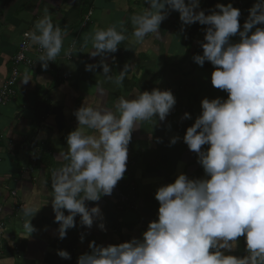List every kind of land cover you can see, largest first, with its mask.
<instances>
[{"label":"clouds","instance_id":"obj_1","mask_svg":"<svg viewBox=\"0 0 264 264\" xmlns=\"http://www.w3.org/2000/svg\"><path fill=\"white\" fill-rule=\"evenodd\" d=\"M144 2L148 7L130 18L131 42L142 44L149 35L162 39L160 25L172 11L179 13L182 25L207 26L203 54L193 60L201 67L205 61L211 63V84L227 98H203L201 113L183 136L204 176L190 178L181 172L174 182L159 186L157 218L141 238L107 246L90 242V251L81 254L77 264H264V0H256L249 9L242 30L241 11L232 3H217L206 14L200 0ZM51 16L46 10L26 34L42 49L38 60L45 70L60 54L67 35ZM127 39L116 26L98 28L88 54L100 60L86 64L85 70L101 67L105 81L121 85L135 65L125 63L114 77L107 59ZM98 95H105L103 88ZM175 104L170 89L154 88L139 90L132 98L120 96L112 108L84 102L74 111L78 126L66 136V150L55 157L50 181L59 239L76 226L77 215L81 226L91 228L99 221V229L106 231L99 204L89 207L87 202L112 194L127 170L132 133L149 121H165ZM182 119L192 117L185 112ZM179 139L173 136L170 143ZM40 208L29 198L20 209L29 236L36 231L31 220ZM241 236L246 254L234 255ZM80 239L83 242V234ZM57 255L71 259L66 250Z\"/></svg>","mask_w":264,"mask_h":264},{"label":"crops","instance_id":"obj_2","mask_svg":"<svg viewBox=\"0 0 264 264\" xmlns=\"http://www.w3.org/2000/svg\"><path fill=\"white\" fill-rule=\"evenodd\" d=\"M207 1L200 0V7ZM255 2L216 0L207 14L217 3H232L245 15L248 12L247 19ZM145 7L148 5L144 0H0V86L10 72L22 33L32 31L46 10L52 14L53 23L67 32L60 54L46 70L38 60L37 44L32 43L29 57L34 64L21 66L16 96L0 106V218L4 222V230L0 231V264H77V258L90 251V242L107 246L141 238L149 222L157 218L159 203L155 192L159 186L174 182L181 172L190 178L204 176L196 154L188 149L183 136L201 113L203 98H227L226 92L211 84V63L205 61L201 67L193 60L194 55L203 54L201 43L207 26L202 25L191 35L192 25H182L179 13L172 11L160 25L162 39L149 35L142 44H135L131 42L130 18L141 14ZM108 26H116L128 37L107 59L113 76L125 63L135 65L121 85L105 81L101 67L85 70L86 64H98L100 60L99 56L88 54L92 35L98 28ZM25 79L30 80L24 83ZM100 88L105 95H98ZM154 88L170 89L176 98L174 108L165 121L157 119L155 125L149 121L132 133L124 178L110 196L87 202L89 207L99 204L106 231L99 229V221L91 228L81 226L77 215L76 226L67 230L66 238L59 239L50 181L57 167L55 157L66 150V136L78 126L74 111L84 102L93 106L102 102L112 108L120 96L132 98L139 90ZM185 112L192 119H182ZM173 136L180 138L175 144L170 143ZM125 187L130 188L132 202L120 210L118 203L127 191ZM29 198L34 207H41L31 220L36 231L30 236L24 228L27 218L18 209ZM73 245L77 247L73 262L57 255L58 250L69 252ZM232 254L242 256L241 238Z\"/></svg>","mask_w":264,"mask_h":264},{"label":"built area","instance_id":"obj_3","mask_svg":"<svg viewBox=\"0 0 264 264\" xmlns=\"http://www.w3.org/2000/svg\"><path fill=\"white\" fill-rule=\"evenodd\" d=\"M91 14V13H90ZM86 16L84 19V24L87 22L89 19V15ZM30 31H24L21 35V39L18 43V48L16 53L13 55L12 60H11V69L10 72L5 79V81L1 84L0 86V106L5 104L7 101L12 99L13 97L16 96L17 94V85L20 80L21 76V66L22 65H27V66H32L34 64V60H32L29 57V53L32 50V42L30 39L27 37V33ZM36 51L41 55L42 54V49L39 47V45L36 46ZM2 135H0L1 137ZM38 161L36 159V155L33 156V164H37ZM126 188V187H125ZM127 189V188H126ZM130 188L127 189V191L124 194V197L122 200L118 203V209L124 210L126 207L131 206V195H129V190ZM13 196H16L15 192H12ZM22 205H18V209H21ZM3 210V205L0 204V213ZM4 230V222L0 218V231ZM241 242H242V256L246 254L245 252V239L243 236L240 237ZM77 250L76 245H73L69 249V253L71 256V261L73 262V258L75 255V252Z\"/></svg>","mask_w":264,"mask_h":264},{"label":"trees","instance_id":"obj_4","mask_svg":"<svg viewBox=\"0 0 264 264\" xmlns=\"http://www.w3.org/2000/svg\"><path fill=\"white\" fill-rule=\"evenodd\" d=\"M215 1L216 0H208L206 2V4L204 5V7L202 8L205 11L206 14H207L208 10L210 9V7L212 6V4L215 3ZM247 14H248V12H247ZM247 14L245 15L244 10L241 11V16L239 18L241 27H242V25H243V23H244V21L246 19ZM201 26L202 25H200L198 22L192 24V27H191L192 29L190 31L191 35H193L195 33V31H197Z\"/></svg>","mask_w":264,"mask_h":264},{"label":"rangeland","instance_id":"obj_5","mask_svg":"<svg viewBox=\"0 0 264 264\" xmlns=\"http://www.w3.org/2000/svg\"><path fill=\"white\" fill-rule=\"evenodd\" d=\"M204 7V6H203Z\"/></svg>","mask_w":264,"mask_h":264}]
</instances>
